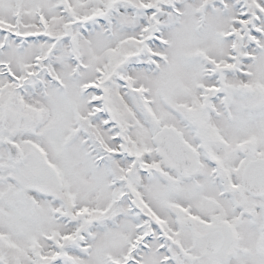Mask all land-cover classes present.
<instances>
[{"label": "snow or ice", "instance_id": "snow-or-ice-1", "mask_svg": "<svg viewBox=\"0 0 264 264\" xmlns=\"http://www.w3.org/2000/svg\"><path fill=\"white\" fill-rule=\"evenodd\" d=\"M0 264H264V0H0Z\"/></svg>", "mask_w": 264, "mask_h": 264}]
</instances>
